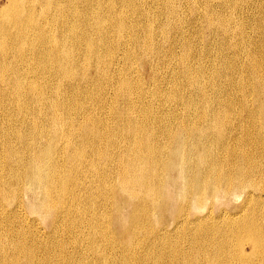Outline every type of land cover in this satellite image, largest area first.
<instances>
[{"label": "bare ground", "instance_id": "bare-ground-1", "mask_svg": "<svg viewBox=\"0 0 264 264\" xmlns=\"http://www.w3.org/2000/svg\"><path fill=\"white\" fill-rule=\"evenodd\" d=\"M80 1L0 7V264H264V0Z\"/></svg>", "mask_w": 264, "mask_h": 264}, {"label": "rangeland", "instance_id": "rangeland-1", "mask_svg": "<svg viewBox=\"0 0 264 264\" xmlns=\"http://www.w3.org/2000/svg\"><path fill=\"white\" fill-rule=\"evenodd\" d=\"M5 1H6V0H0V7L5 3ZM27 1H28V3L26 2L27 4H29L30 2H31V3L34 2V3H32V4H35L36 6L40 5V4H39V0H37V1H36V0H34V1L27 0ZM35 1H36V3H35ZM54 1H55V0H54ZM99 1L101 2V4L103 3L102 5L105 6V7H103V9H102V10H105V11H106V9H107L106 6H111V5H112V2H114V1H115L116 3L119 2V3H117L118 6H116L117 4H116L115 2L113 3L112 6H115V7H116V8L113 7V8L115 9V11H116V9H119V10L116 11V12L119 13V14H120V12H121V10H122V14H120L122 17H123V16H124V17L127 16L126 18L123 17L124 20H125V22L127 23V26H144V21L146 22V18H145V17H149L150 15H152V16H150V18L153 20V22H156V24L154 23V26H156V27L159 28V26L162 25V22H160V21H163V19H164V20L166 19V17H163V16H161L160 14H158L159 11L161 10L160 5H161L162 3L160 4V2H163V0H160V1L158 0L159 2L156 1V0H151V1H150V0H133V1H134V4H133V1H132V0H127V1H126V0H114V1H113V0H106V3H105V0H102V1L99 0ZM103 1H104V2H103ZM107 1H108L109 3H108ZM136 1H138L137 3H143V4L145 3V4H144V5H146L145 7H146V8H150L149 13H150V12H151V13H150V14H146V15L143 14L142 11H140V10L138 9V7H137L138 4L136 3ZM139 1H140V2H139ZM147 1H148V2H147ZM155 1H156V2H155ZM215 1L217 2V0H214V1H213V0H211V1L209 0V2H211V3H213V2L216 3ZM56 2L70 3L71 0H69V1H68V0H64V1H62V0H56ZM80 2L82 3V1H80V0H76V1H75V0H72V2H71V3H75V5H76V7H77V9H78V12H79V16H80V14L82 13L83 18L85 17V19H87L89 16L91 17L92 14H91V13L89 14V12L91 11V8L88 10L87 13H85V11H83V10H84L83 4H81ZM120 2H121L122 4L125 2V4L122 5V4H120ZM131 2H132V3H131ZM154 2H155V3H154ZM31 3H30V4H31ZM78 3H79V4H78ZM107 3H108L109 5H108ZM110 3H111V5H110ZM150 3H153V4H150ZM156 3H157V4H156ZM158 3H159L160 5H159ZM115 4H116V5H115ZM154 4H155V5H154ZM35 5H34L33 7H36ZM119 5H120V6H119ZM121 5H122L123 8L126 9V10H124V9L122 8ZM128 5H130V7H129ZM151 5H152V7H151ZM157 5H158V6H157ZM147 6H148V7H147ZM154 6H155V7H154ZM40 7H41V6L36 7V9H37L36 11L38 12V14H40V13H41L40 11L42 10ZM127 7H128V8H127ZM131 7H133L132 10L130 9ZM156 7H157V8L159 7V9H157ZM39 8H40V9H39ZM51 8H53V10H52V9H49V10L52 11V13H51V11L48 10V11H49V14H53L54 11H55V7H51ZM120 8H122V9H120ZM135 8H136V9H135ZM153 8H154V9H153ZM155 8L158 10V12H157V10H156ZM108 9H109V8H108ZM182 9H183L184 11H185V10H188V8H185V9L182 8ZM39 10H40V11H39ZM119 11H120V12H119ZM124 12H125V14H123ZM133 12H134V13H133ZM140 12H141L142 14H141ZM222 12H223V11H222ZM137 13H139L140 15L137 14ZM154 13H155V14H154ZM87 14H88L89 16H88ZM128 14H129V15H128ZM132 14H133V15H132ZM156 14H157V15H156ZM229 14H231V13H229ZM125 15H126V16H125ZM147 15H148V16H147ZM131 16H132L133 18H132ZM139 16H140V17H139ZM155 16H157V17H155ZM160 16H161V17H160ZM240 16H241V15H240ZM129 17H130V18H129ZM135 17H136V18H135ZM233 17H235V20H236V18H237V17H236V14H234ZM241 17H242V16H241ZM128 18H129V19H128ZM138 18H139V19H138ZM144 18H145V19H144ZM77 19H80V17H77ZM89 19H90V20H89ZM126 19H127L128 21H127ZM233 19H234V18H233ZM129 20H130V21H129ZM134 20H135V22H134ZM142 20H143V21H142ZM155 20H156V21H155ZM90 21H93V19H92V18H88V19L86 20L87 23H90V24H91ZM132 22H133V24H132ZM138 22H139V23H138ZM135 23H136L137 25H136ZM142 23H143V24H142ZM157 23H158V24L161 23V25H158ZM164 23H166V22L163 21V25H164ZM131 24H132V25H131ZM199 24H200L199 26H201V25H202V22L200 21ZM252 24H253V22H252ZM252 24H251V26H254L255 24L257 25V23H255L254 25H252ZM108 26H111V25H108ZM183 26H189V25H188V23H185V25H183ZM52 27H53V26H52ZM52 29H53V28H52ZM253 32H254V31H253ZM157 39H158V38H157ZM178 49H179V48H178ZM179 50H180V49H179ZM161 61H162V60H161ZM161 61L158 62V63L160 64V66L163 65V62L161 63ZM136 64H137V63L134 62V65H133V66H134L135 69H136V70H135V73L133 72L134 75H135V74H141V73H142V74H144V76H146L147 79H148V78H149V75L151 74L149 68H146V70H142V72H141V71H138V69L136 68V67H138V64H137V66H136ZM160 68H161V67H160ZM166 69H167V66H164V65H163L162 68H161L159 71H157V72H158V74H159L161 71L163 72V70L166 71ZM145 71H146V72H145ZM160 74H161V73H160ZM135 76H136V75H135ZM240 198H241V199H240ZM243 199H244V197H239V198L233 199V200H232L229 204H227L225 207L227 208L228 211L234 213V211H236V208H235V207H236L237 205H239V204L243 201ZM184 228H185V227H184ZM181 229H182V228H181ZM181 229H180V230H181Z\"/></svg>", "mask_w": 264, "mask_h": 264}]
</instances>
